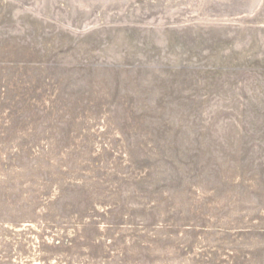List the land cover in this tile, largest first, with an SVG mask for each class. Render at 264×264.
Segmentation results:
<instances>
[{
	"label": "rangeland",
	"instance_id": "1",
	"mask_svg": "<svg viewBox=\"0 0 264 264\" xmlns=\"http://www.w3.org/2000/svg\"><path fill=\"white\" fill-rule=\"evenodd\" d=\"M0 264H264V0H0Z\"/></svg>",
	"mask_w": 264,
	"mask_h": 264
}]
</instances>
